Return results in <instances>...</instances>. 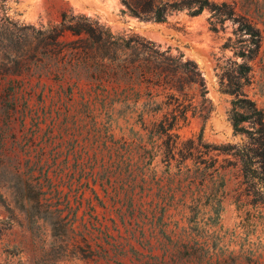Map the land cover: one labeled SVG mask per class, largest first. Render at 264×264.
Instances as JSON below:
<instances>
[{"label":"rangeland","instance_id":"obj_1","mask_svg":"<svg viewBox=\"0 0 264 264\" xmlns=\"http://www.w3.org/2000/svg\"><path fill=\"white\" fill-rule=\"evenodd\" d=\"M211 1L227 4L260 32L259 51L241 83L264 111V0ZM123 9L120 0L3 4L0 264H264V206L251 204L234 158L218 157L208 200L193 160L178 167L181 157L174 160L168 140L155 134L160 116L140 117L161 100L154 86L130 91L107 73L66 70L60 47L44 45L49 28L67 12L98 18L115 35L144 37L196 62L214 112L205 123L190 118L174 131L188 148L201 131L204 144L246 141L234 133L235 97L222 83L236 81V63L243 61L235 51L251 46V38L235 35L232 20L220 23L208 9L199 16L176 12L164 23L141 21ZM77 39L66 32L58 41ZM230 39L234 49L227 47ZM134 98L135 106L128 100ZM201 151L195 158L205 168L210 156ZM218 200L215 225L210 211Z\"/></svg>","mask_w":264,"mask_h":264},{"label":"trees","instance_id":"obj_2","mask_svg":"<svg viewBox=\"0 0 264 264\" xmlns=\"http://www.w3.org/2000/svg\"><path fill=\"white\" fill-rule=\"evenodd\" d=\"M7 1L9 0H0V11ZM120 1L124 7L123 13L141 21L156 23L166 22L167 18L176 12L188 11L191 16H199L208 9L220 23L232 20L237 25L235 35L251 38V46L239 47L235 51L236 56L243 61L236 63V81L228 80L227 83H222L224 92L235 97L232 101L230 120L235 135L246 138L243 144H204L201 131L197 139L190 138L187 141L188 148L180 146V135L174 131L187 124L190 118H197L205 123L214 112L202 72L197 63L188 59L182 52L173 54L170 48L164 50L161 45L144 37L134 39L127 34L115 35L98 18L93 19L83 14L70 15L67 12L62 13L59 26L49 28V34L44 39L47 41L45 47H51L52 50L60 47L59 58L64 60L66 70L78 68L99 75L107 73L114 78V82L123 80L130 91H135L137 86L143 85L149 91L150 87L154 86L157 89L156 97L161 100L155 108L145 107L140 117L160 116L155 134L160 139L168 140L166 149L174 160L178 155L181 157V160L177 161L178 167L188 159L193 160L197 171H201L202 186L206 184L207 191L210 192L208 200L211 199L217 183L214 180L218 172L215 166L218 157L223 155L231 156L239 164L251 204L255 207L264 206V111L244 94L241 83L251 71L248 62L253 60L259 51L260 32L245 18L236 17L234 11L225 3L217 4L211 0ZM66 32L79 39L68 43L59 42V37ZM231 44L230 39L227 47L234 49ZM128 100H131L134 106L139 102V98ZM204 147L205 154L210 156L211 161L205 168L201 166L203 163L195 158L196 154H202L201 148ZM184 150L190 151V154L185 155ZM214 152L216 154L212 155ZM225 161L228 165L234 164L229 159ZM219 182V187L225 188L224 177L219 178ZM221 209V200L212 204L210 219L215 225L218 224Z\"/></svg>","mask_w":264,"mask_h":264},{"label":"built area","instance_id":"obj_3","mask_svg":"<svg viewBox=\"0 0 264 264\" xmlns=\"http://www.w3.org/2000/svg\"><path fill=\"white\" fill-rule=\"evenodd\" d=\"M34 95H31L30 97H33ZM28 102V101H27Z\"/></svg>","mask_w":264,"mask_h":264},{"label":"crops","instance_id":"obj_4","mask_svg":"<svg viewBox=\"0 0 264 264\" xmlns=\"http://www.w3.org/2000/svg\"><path fill=\"white\" fill-rule=\"evenodd\" d=\"M131 264V263H130ZM132 264H134V263H132Z\"/></svg>","mask_w":264,"mask_h":264}]
</instances>
